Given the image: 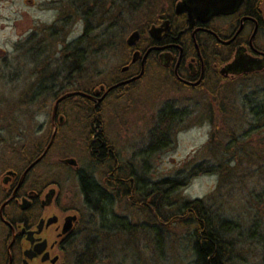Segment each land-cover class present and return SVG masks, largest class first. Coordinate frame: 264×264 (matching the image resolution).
I'll use <instances>...</instances> for the list:
<instances>
[{
	"label": "rangeland",
	"instance_id": "1",
	"mask_svg": "<svg viewBox=\"0 0 264 264\" xmlns=\"http://www.w3.org/2000/svg\"><path fill=\"white\" fill-rule=\"evenodd\" d=\"M150 1L153 0H0V203L9 188L3 183L7 169L21 171L27 164L25 154L45 150L54 131L52 118L56 113L61 115L64 119L61 132L55 140L53 137L50 143L54 141L53 146L47 150L46 157H42L44 161L33 169L27 180L39 186L57 183L59 204L81 213L82 225L61 264H75L81 248L97 243L93 235L97 222L94 223V214L85 205L76 171L106 184L104 172L111 165L109 162L108 167L102 169L90 156V132L85 129L87 110L80 107L84 105V98L76 96L62 104L60 98L53 114L55 98L65 89L56 90L69 84L64 61L71 50L67 42L81 35L83 20L80 19L84 15L90 17L88 9H94L89 20L93 29L88 40L81 49L75 50L77 54L73 50L78 56L74 84L79 90L91 89L98 83L107 84L106 79L126 57L124 47L131 34L127 29L135 21L132 13L136 12L129 8L142 6L143 11ZM107 27L109 30H104ZM27 34H30L29 39H26ZM45 66L53 78L48 83L49 87L52 85L51 92L40 95L32 104L29 102L32 89L41 80L38 73ZM60 70L63 74L57 77ZM263 76L223 82L221 97H214L204 92L173 93L166 76L147 74L142 81L95 104L100 108L101 125L113 148L116 164L124 174L135 172L139 180L152 184L163 178H184L195 167L217 164L218 159L233 167L214 174L198 173L188 178L185 186L174 194L177 204L201 199L213 218L230 221L232 230L222 235L232 246L229 264H264V159H259L260 150L251 159L244 156L240 159L227 136L229 130L240 138L249 134L250 128H264V117L252 115V109L262 113L258 102L263 99ZM103 98L104 95L99 101ZM164 108L167 113L173 110L183 115L171 126L170 146L149 154L151 132L157 128L158 115ZM166 124L162 125V132ZM214 135L231 152L222 148L218 153L215 142L210 141V136ZM262 138L264 132H254V145ZM212 153H218L217 157L211 156ZM65 159H74L77 166L63 164ZM117 201L114 213L130 224L153 228L157 225L154 215L144 207ZM150 230L128 236L126 240L119 236V240L132 245L136 254L126 251L122 255H111L106 251L100 255L101 261H93L94 258L87 261L85 255L84 263L191 264L190 246L183 230L168 229L170 234L165 236L163 257L159 259L148 245L154 240ZM2 236L0 226V241ZM96 248L90 251L102 252Z\"/></svg>",
	"mask_w": 264,
	"mask_h": 264
},
{
	"label": "flooded vegetation",
	"instance_id": "2",
	"mask_svg": "<svg viewBox=\"0 0 264 264\" xmlns=\"http://www.w3.org/2000/svg\"><path fill=\"white\" fill-rule=\"evenodd\" d=\"M154 2L146 4L145 10L141 11L140 7L133 13L135 21L127 30L131 34L137 32V40L133 47L125 43L126 57L106 79L107 84L98 83L87 90H79L74 84L77 60L74 58L76 54L73 45L88 30L91 33L93 29L87 28L85 15L81 17V35L67 42L72 50L64 59L68 71L65 77L69 78V84L57 89H65L57 98H62L60 104L76 96L86 98L92 104L101 103L108 96L121 93L128 86L142 81L147 74L166 76L173 93L204 92L214 97H221L223 82L264 75V0ZM93 10L88 9L90 16H93ZM104 30H109V27ZM29 37L30 34H27L26 39ZM134 52H138L135 58ZM227 68L228 72L225 73ZM62 74L60 70L57 77ZM103 95L104 98L99 101ZM259 103L264 115V88L263 99ZM63 120L57 113L52 118L54 131L51 135L54 134V140L61 132ZM85 129L90 132L91 143L101 142V137L108 140L102 125L89 123ZM34 161L29 160L21 171L17 168L7 169L3 178V183L9 185V188L0 203V226L3 231L0 264H52L53 258H57L54 264H61L69 252L77 229L82 225L79 210L59 204L60 188L57 183L39 186L27 182L29 174L40 164V161L34 164L23 176ZM117 169L123 173L116 164L111 172H107L106 184L110 180H123L124 174L123 177L112 178ZM8 172L13 174L8 175ZM76 172L78 176V170ZM73 216L75 219L69 220ZM52 217H55L54 223L47 226V220ZM67 220L71 228L68 233L62 234ZM41 221V228L38 229ZM41 248L43 251L37 257L31 260L25 258L27 250ZM46 255L47 260L42 262V257Z\"/></svg>",
	"mask_w": 264,
	"mask_h": 264
},
{
	"label": "trees",
	"instance_id": "3",
	"mask_svg": "<svg viewBox=\"0 0 264 264\" xmlns=\"http://www.w3.org/2000/svg\"><path fill=\"white\" fill-rule=\"evenodd\" d=\"M160 1L162 2V0H153L152 2L150 1L147 3H159ZM145 6L146 5H144V9ZM129 9L133 12H137L138 10L137 8H133V6ZM90 17L85 18L87 28H90ZM89 32L90 30H88L86 34L74 43L73 46L75 47V50L78 48L81 49L85 41L89 38L88 34H91ZM70 51L71 50L68 52ZM74 58L77 60L78 56L75 55ZM47 67L48 66H45L43 68L44 71L42 70L38 73L41 80L37 82L32 89L33 95L29 100L32 104H35L40 95L49 94L51 92L52 85L49 87L48 83L52 82L53 78L51 73L49 74V72H46ZM55 95L56 93L54 96ZM259 105L261 106L260 103L258 106ZM80 107H84L87 110L88 116H86V124L92 123L95 125H101V111L95 103L92 104V102H89L86 98H84V105L81 104ZM181 115H183L182 112H173L172 110V112L167 113L165 108L161 110L158 115L156 125L157 128H155L151 134L150 146L149 149H147L149 154H153L154 152L152 151L154 150H161L170 146L171 126L181 119ZM252 115H254L255 118L264 117V115L258 112L257 109H252ZM164 123L167 124L166 128L162 132L161 127ZM249 131V134H245L240 138L235 137L230 130L227 132L228 138L230 141H233L232 148L236 150L234 153H237L240 159L241 156L251 159L254 154H257V151L260 150L261 154L258 156L261 158L259 157V159H264V139L262 138L260 141H256V145H254V141L252 139L254 132H257L258 134L262 133L264 132V128L259 129L253 127L250 128ZM210 141L215 142L217 152L219 150L221 151L222 148H224L227 152H231V150L226 148V145H223L222 140L217 136H210ZM153 142H155L154 145L156 147L153 146ZM45 146H48V144L46 143ZM52 146L53 142L48 151ZM88 150L92 160L98 162L102 169H104L105 166L108 167L107 163H111L108 167L109 169L107 171L105 169L104 175H106L109 171L111 172V170L115 167L116 157L113 153V148L103 137H101V142H90ZM43 152L44 149L42 151L40 150L37 154L35 151H32L27 155L25 154L24 161L28 162L33 159L36 160ZM218 153H212L211 156L217 157ZM43 159L40 160V164L44 161ZM227 164L228 163H225L224 160L218 159L217 164H211L207 167H195V169L191 170V173L184 178H163L152 184H148L147 181L144 182L143 179L139 180L137 176H135V172H130L128 175L124 174V172L122 173V171L118 169L115 170L112 178L114 177L117 179L118 177H123V174L125 177H123V180L121 181L110 180L109 184H100L92 176H89L82 171L79 172L78 181L82 197L84 198L85 205L88 207V210L94 214V223L97 222L96 230L93 233L95 238H97V243L94 245L97 248L89 245L81 248L82 250L78 253L79 256L76 257L77 261L75 264H83L85 255L89 256H86L87 261L92 258H94L93 261H101L102 258L100 255H103L106 251H108L111 255H122L126 251L134 254L135 252L131 247L132 245H129V242L125 243L124 241L119 240V236L126 237L124 238L126 240L128 236H137V233L139 234L140 232H144V230H150V228V232L154 233V240L149 242L148 245L152 253H155L158 257L157 259L161 258V256L163 257L165 247L164 239L166 234H170L168 229L176 228L177 230H183L185 233V237L187 238L190 246V256L192 257L191 264H229V261L232 258V246L228 241L223 239L222 235L232 230L233 225L230 221L213 218L209 214L210 210L204 206V200H186L177 204V199H174V194L185 186L188 178L198 173H219L223 170V168L232 170L233 167L229 168ZM117 200H124L130 205L134 204L140 208L144 207V209L148 210L150 214L154 215V217L152 216L153 219L158 222L157 225H155V228L148 226H135L130 224V222L123 216L115 214L114 206ZM169 207L173 208V211H170ZM93 248H96L97 250L99 249L102 252L98 253L96 250L90 251V249Z\"/></svg>",
	"mask_w": 264,
	"mask_h": 264
},
{
	"label": "water",
	"instance_id": "4",
	"mask_svg": "<svg viewBox=\"0 0 264 264\" xmlns=\"http://www.w3.org/2000/svg\"><path fill=\"white\" fill-rule=\"evenodd\" d=\"M137 37H138V33L137 32H133L132 34H130V36L128 37L127 39V45L128 46H131L133 47L135 45V42L137 40ZM138 55V52H134L133 53V58H135L136 56ZM229 67V66H228ZM225 73L228 72V68L224 70ZM61 99L57 100V102L55 103L54 107H53V114H55L56 112V109H57V104L58 102L60 101ZM53 137H54V134L52 135L51 137V141L53 140ZM50 141V143H51ZM50 143L48 144V146L46 147V149L44 150V152L32 163L30 164V166L27 167V169L25 170L23 176L26 174V172L34 165L36 164L37 162H39L42 157L45 155V153L47 152V150L49 149L50 147ZM62 163L63 164H67V165H71V166H76V161L74 159H65V160H62ZM12 175L13 173L12 172H8V175ZM23 208H25L24 206H22ZM75 219V216L71 217L69 220H74ZM67 220L65 222V224L63 225V229H62V234H66L69 232L70 228H71V224H70V221ZM55 221V217H52L50 219L47 220V226L54 223ZM41 223L42 221L40 222V224L38 225V229L41 228ZM43 247V246H42ZM43 249H34V251L32 249H29L25 252V258L28 259V260H31L32 258L34 257H37L38 255H40L42 253ZM42 262L46 261L47 260V255L42 257ZM57 260V258H53V260L51 261L52 264L55 263V261Z\"/></svg>",
	"mask_w": 264,
	"mask_h": 264
}]
</instances>
